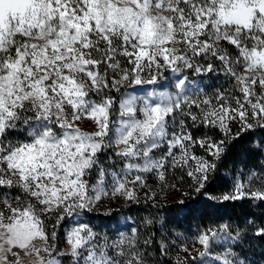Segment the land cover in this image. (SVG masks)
Returning <instances> with one entry per match:
<instances>
[{"label": "snow or ice", "instance_id": "1", "mask_svg": "<svg viewBox=\"0 0 264 264\" xmlns=\"http://www.w3.org/2000/svg\"><path fill=\"white\" fill-rule=\"evenodd\" d=\"M185 183L264 208V0H0V264H264V216L169 227Z\"/></svg>", "mask_w": 264, "mask_h": 264}, {"label": "trees", "instance_id": "2", "mask_svg": "<svg viewBox=\"0 0 264 264\" xmlns=\"http://www.w3.org/2000/svg\"><path fill=\"white\" fill-rule=\"evenodd\" d=\"M260 135L259 132H256L252 134V141L249 140L248 136H245L243 140H237L234 143L226 158L221 162L219 170L215 174L216 179L209 186V193L217 194L222 192L227 187L228 179L234 169L237 170L238 167L248 168L257 162L256 156L258 154L252 151V147L254 143L259 142ZM191 199V202L190 200L184 202L185 207L177 216L178 224L175 227L178 231L194 229L196 225L219 224L224 221L233 223L235 226L237 223H242L246 218L259 219L264 216V208L256 207L255 204L249 207L247 202L218 203L210 200L206 194H197ZM127 214L125 213L124 215ZM118 216L120 215H116L117 218ZM254 241L258 243L255 244ZM249 244L251 245L250 248ZM244 247L247 250L249 260H251L250 254L253 252L258 264H260V242L252 239Z\"/></svg>", "mask_w": 264, "mask_h": 264}, {"label": "rangeland", "instance_id": "3", "mask_svg": "<svg viewBox=\"0 0 264 264\" xmlns=\"http://www.w3.org/2000/svg\"><path fill=\"white\" fill-rule=\"evenodd\" d=\"M242 169L247 170V168H245V167H238L237 171L242 170ZM231 176H232V174L230 175V177L228 179V185L231 183ZM182 187L185 191L188 192V195H183L181 192H173L168 197L166 204L162 206V209H161L160 214H159L161 218H163V217L168 218L169 227H175L178 224L177 216L179 215V212L185 207L184 204L180 205V204L174 203V201H178V200L183 199L184 202L187 200H190V202H191V200H192L191 198H193V197H195V195H197V193L191 192L190 190L187 189L186 183ZM225 190H226V188L223 191H225ZM219 193H217V194H219ZM206 195L208 196V194H206ZM212 195H215V194H212ZM120 204H121L120 201L112 202L111 204L106 203L104 207L98 209L97 211L90 212V213L83 215L82 217L79 218V220H80V222H87L90 225L96 226V229L98 230L99 228H102L105 225L112 224L114 226L113 221H110L108 219V217L105 215V213H107L109 211V209L115 211V219H122L121 213H123V215L125 213H128L127 216H133L137 212H141V209L139 206L133 207L132 211L128 212L126 208H121ZM152 211L155 212V209H153ZM141 214H146V213L141 212ZM116 215H120V216H118V218H117ZM224 222H226V221H224ZM224 222H221V223H224ZM74 224H75V221L73 220V222L71 224H69L68 227H72V226H74ZM191 229H193V228H191ZM176 230L178 231L177 228H176ZM254 243L257 244L258 242L254 241ZM217 250L219 251L221 249L217 248ZM174 255L175 254L173 253V257H174ZM247 255H248V253H247ZM250 259H251V261H254V264H258V260L256 259L255 254L253 252L250 254Z\"/></svg>", "mask_w": 264, "mask_h": 264}]
</instances>
